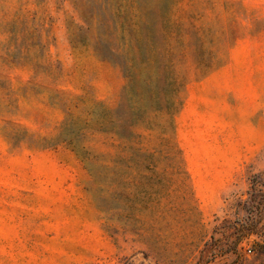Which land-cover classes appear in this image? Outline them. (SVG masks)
<instances>
[{"label": "rangeland", "instance_id": "374dc122", "mask_svg": "<svg viewBox=\"0 0 264 264\" xmlns=\"http://www.w3.org/2000/svg\"><path fill=\"white\" fill-rule=\"evenodd\" d=\"M0 264H264V0H0Z\"/></svg>", "mask_w": 264, "mask_h": 264}]
</instances>
